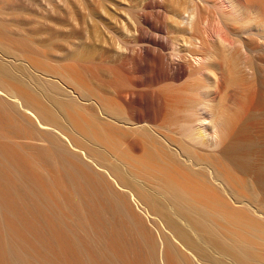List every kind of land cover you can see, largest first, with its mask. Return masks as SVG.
Listing matches in <instances>:
<instances>
[{
  "label": "bare ground",
  "instance_id": "6f19581e",
  "mask_svg": "<svg viewBox=\"0 0 264 264\" xmlns=\"http://www.w3.org/2000/svg\"><path fill=\"white\" fill-rule=\"evenodd\" d=\"M49 1L36 75L0 66V91L21 86L28 116L0 98V264H196L183 248L223 264L191 232L262 264L225 225L236 213L217 210L244 202L234 168L252 148L250 72L236 49L249 28L237 25L262 0ZM130 202L158 219L161 242Z\"/></svg>",
  "mask_w": 264,
  "mask_h": 264
},
{
  "label": "rangeland",
  "instance_id": "374dc122",
  "mask_svg": "<svg viewBox=\"0 0 264 264\" xmlns=\"http://www.w3.org/2000/svg\"><path fill=\"white\" fill-rule=\"evenodd\" d=\"M45 3H47L46 0H0V66L18 79L24 80L28 69L36 75L38 28L41 11L44 8L43 5H46ZM48 3H50L49 0ZM261 3L264 4L263 0ZM45 8H48L49 13L52 6L46 5ZM246 21L247 23L242 21L237 26L242 28L243 24L244 27L246 24V28H249V34L244 39L247 51L242 54V47L238 45L236 53L237 55L240 53V57L243 55V61L246 62L250 72L248 80L251 106L248 118L250 123L249 139L252 148L244 161L235 162L234 168V186L237 194L244 202L236 203L233 199L218 201L217 210L225 215H230L229 212L232 211L236 213V218L231 217L233 226L225 225L233 231V238L236 241L243 237L250 239L259 258L264 259V216L254 212L255 210L249 205H257L264 211V187L256 180L260 174L264 173V5L259 4L258 7H251L247 13ZM23 94V88L12 82H9L6 90L0 91L1 99L4 98V100L17 106L14 115L21 124L27 123L28 120L27 112L22 109L17 101L23 97ZM15 139L12 138V142L17 144L26 141L19 140V138ZM31 139H27L26 142H36V140L32 141L33 139ZM5 142H8L7 139ZM125 205L128 213L132 212L130 211L132 209L138 215L145 227L146 235L156 242H161V234L164 228L158 219L135 202ZM127 205L130 207L129 209ZM256 218L262 220L253 226H249L248 222H256ZM245 226L252 228V230L245 228ZM191 235L195 242L202 244L212 256L217 257L223 264H238L233 258L217 255L216 252L203 244L195 233L191 232ZM183 249L189 258L199 264L195 260V254L190 249Z\"/></svg>",
  "mask_w": 264,
  "mask_h": 264
}]
</instances>
